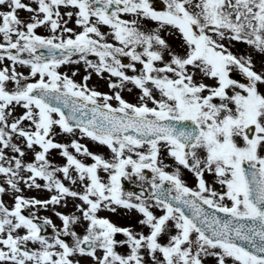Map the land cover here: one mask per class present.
<instances>
[{
    "label": "snow or ice",
    "instance_id": "6c2138e0",
    "mask_svg": "<svg viewBox=\"0 0 264 264\" xmlns=\"http://www.w3.org/2000/svg\"><path fill=\"white\" fill-rule=\"evenodd\" d=\"M0 264H264V0H0Z\"/></svg>",
    "mask_w": 264,
    "mask_h": 264
},
{
    "label": "rangeland",
    "instance_id": "374dc122",
    "mask_svg": "<svg viewBox=\"0 0 264 264\" xmlns=\"http://www.w3.org/2000/svg\"><path fill=\"white\" fill-rule=\"evenodd\" d=\"M69 67H77V68H80V72L74 77V79H77L79 80L80 79V76L83 74L84 72V69L82 67V65H71ZM63 70V69H62ZM89 84L92 85V84H96L97 87H99L101 90H107L106 88V83L104 81H99L98 82V78L95 76V74H93V77L89 80ZM126 95L127 98L129 99H132L131 96H128L127 92L124 93ZM189 181L191 182V177L188 178ZM37 195H40L39 193H36ZM54 220H55V217H53ZM57 223H59V221H56ZM121 223H124V221H120Z\"/></svg>",
    "mask_w": 264,
    "mask_h": 264
}]
</instances>
